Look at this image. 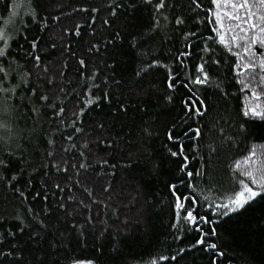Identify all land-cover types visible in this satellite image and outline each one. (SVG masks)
<instances>
[{
  "label": "trees",
  "instance_id": "1",
  "mask_svg": "<svg viewBox=\"0 0 264 264\" xmlns=\"http://www.w3.org/2000/svg\"><path fill=\"white\" fill-rule=\"evenodd\" d=\"M5 2L7 10L0 5V28L10 37L12 55L8 59L13 67L17 64L27 67L31 72L28 87L37 90V95L32 96L27 88L23 89L20 96L28 106H18L19 111L9 119V130L0 127V156L13 152L16 161L14 171L3 175H18L20 169H25L24 182L17 184V188L23 189L27 196L22 200L7 181L0 182V218L7 221L0 231L9 228L17 231V215L32 223V229L20 236L24 264H34L37 259H44L46 264H72L73 260H92L95 264H148L160 253L174 254L180 247L188 248L198 234L187 231V226H183L181 233L171 227L173 198L168 186L178 183L182 174L178 172L181 161L170 157L165 147L176 150L167 141L165 129L173 122L179 126L177 133L189 125L203 129L200 140L183 138L182 142L191 158L189 170L199 169L205 173L203 177L194 178L197 192L203 190L204 195L213 198L234 189L236 173L233 169L238 161L245 167L243 161L254 148L258 154L264 151V121L243 116L245 104L252 105L254 101L246 100L249 94L240 91L232 69L235 57L218 39L207 43L214 50L212 58H220L221 64L211 65V83L196 89L206 98L209 113L204 118L184 116L180 100L186 98L188 92L179 81L195 75L194 65L201 62V56H208L202 51L206 37H215L203 11L210 0H200V9H196L191 0H168L169 7L163 13L168 19L161 17L159 32L150 30L154 11L142 0H134L135 10L118 9L115 17L108 8L112 0H31V4L28 0H15L16 16L11 15L14 0ZM32 4L39 13L38 23H33L29 16ZM93 8L98 11L92 12ZM132 16H135L133 26L126 29ZM177 16L184 19L183 25L175 24ZM77 26H80L79 36L75 34ZM117 31L121 32L123 40L115 41L114 47L108 42ZM191 32L196 36H190ZM21 33L27 35V41L18 38ZM133 35L137 48L130 47ZM33 38L39 41L35 55L41 56L40 68H34V60L26 55L31 52L29 42ZM14 40H18L21 47H17ZM185 44L192 45L189 49L192 56L184 61L188 69L181 70L176 91L171 93L174 100L169 103L162 99L170 91L165 70L151 69L146 78L136 77L134 73L141 67L137 53H146L144 60L158 56L175 69L177 65L172 57L177 50H183ZM114 52L120 53L121 62L112 80L113 72L108 65L115 62ZM81 59L85 61L84 66L79 63ZM45 67L47 72L43 71ZM93 83L110 93L112 106L103 100L92 108L83 106V94ZM217 83L228 92L227 97L215 87ZM91 91L101 94L95 88ZM258 91L264 96V89ZM149 92L152 95L149 96ZM41 94L48 95L49 101H41ZM54 102H62L65 107L63 118H55L50 107ZM121 102L129 107V116L114 122V106ZM255 103L264 106V99ZM137 104L146 109L147 114L137 111L134 107ZM81 108L84 114L77 118L74 112ZM73 119H77L76 126L83 128V132L73 131L70 126ZM100 124H104L103 129ZM146 127L153 133L151 137L141 131ZM70 134L71 141L65 139ZM108 144L112 147H107ZM104 160L108 163L104 164ZM81 163L87 167L80 168ZM127 163L132 166L123 167ZM53 165H59V170ZM29 180L30 186L26 183ZM37 191L46 193L48 200H33ZM60 204L63 207H59ZM30 207L36 220L43 219L46 212L49 217L44 221L48 225L47 233H41L43 239L39 245L29 240L32 230H39L28 213ZM216 227L218 237H210L208 242L218 243L226 253L220 258V264H264V201L232 218H223ZM174 235H183L184 239L176 241ZM57 241H63V245L54 246ZM8 248L6 243L3 250ZM211 257L212 253L194 249L178 259L179 264H210Z\"/></svg>",
  "mask_w": 264,
  "mask_h": 264
},
{
  "label": "snow or ice",
  "instance_id": "2",
  "mask_svg": "<svg viewBox=\"0 0 264 264\" xmlns=\"http://www.w3.org/2000/svg\"><path fill=\"white\" fill-rule=\"evenodd\" d=\"M31 4V0H28ZM144 5H149L153 8V25L151 31L159 32L161 29V17L167 20L168 17L164 16V11L169 7L168 0H142ZM191 3L196 9L202 8L200 0H191ZM0 5H4L7 10V4L5 0H0ZM17 4L15 0L12 4V16H16ZM32 12L29 13L33 23H38L37 16L38 12L35 10V5L32 4ZM110 14L117 16L118 9H136L134 0H112L108 5ZM82 11H88V9H81ZM92 12L98 11V9H91ZM208 23L212 25L211 31L215 34V37L209 35L206 37V43L202 51L208 53L207 58L201 56L200 63L194 65L195 75L187 76L185 80L179 81L180 86L187 89L188 95L186 98H181L180 103L183 108L184 116L188 118H204L209 113V105L206 98L202 97L196 91L197 87L208 86L211 83L210 67L211 65L219 66L221 59H213L214 50L207 43V41L215 42L218 39L219 44L232 56L235 57V61L232 65L234 76L237 78L236 83L240 85V91L248 93L246 100L251 98L254 103L248 105L247 103L243 109V116L245 118H257L264 121V106L255 101L264 99V96L260 94L259 89H264V0H210L209 5L203 8ZM11 19V17H9ZM135 21V16L130 18V22L125 25L126 29H130ZM199 22V21H198ZM104 23H108L105 21ZM184 19L180 16L175 18L176 25H183ZM47 27V25H44ZM80 26H77L76 35H80ZM129 35H132L129 32ZM190 36H196L195 32L189 33ZM18 38L28 40L26 34L21 33ZM10 37L8 33L0 28V43L3 47H0V127L5 130H9L8 124L9 119L19 111V105L27 107L28 105L23 104L20 93L23 89L27 88L31 92L32 96L37 95V90L28 87L31 72L26 66L17 64L16 67L12 66V62L8 59L12 55L11 45L9 43ZM123 40L121 32L117 31L114 34L113 40L109 41L114 47L115 41ZM17 43V47H21L18 44V40L12 41ZM39 41L33 38L29 42L31 49L30 53L26 55L30 56L34 60V68H40L41 56L35 55ZM140 47L143 45L140 44ZM55 47V45H53ZM130 47L137 48L136 37L133 35V41ZM192 47L190 44H185L183 50H177L173 62L177 65L175 69L170 68L168 64L162 62V59L158 56H152L150 60H144L146 53L138 52L137 54L141 57V67L134 75L140 79L146 78L151 69L163 68L166 73L167 89L170 90L162 99H166L169 103L174 100L172 92L176 91L177 81L179 80V74L181 70H187L188 65L184 62L192 56V52L189 49ZM120 53L114 52L115 62L109 64V69L112 70L113 75L110 77L115 80V70L117 65L121 62L118 57ZM81 66L85 65L84 60L79 61ZM43 71L47 72L45 67ZM258 79H257V74ZM95 80V74L91 77ZM15 81V83H13ZM119 84V81H115ZM104 84L108 85V80L105 79ZM219 92L227 97L228 92L217 83L215 86ZM95 88L100 91L101 94L96 95L92 93L91 89ZM84 99L81 101L84 107L92 108L94 105H100L101 101H105L108 105L112 106V100L110 93L101 90L100 84L93 83L88 91L83 94ZM148 95H152L151 92ZM39 99L44 102L49 101V96L41 94ZM55 114V118H63L66 112L62 102H54L50 105ZM137 111H144L140 105L134 106ZM115 111L112 112L113 121H122L129 116V107L121 102L114 106ZM35 111V110H34ZM84 114V108H81L79 112H74V116L79 118ZM77 119L71 121V127L74 132L81 133L84 131L83 128L77 127ZM100 128H104V124L99 125ZM179 126L173 122L170 128L165 129V135L167 141L171 142L176 147L173 150L172 147H168L167 151L172 158H178L181 163L179 165L178 172L182 174L179 178L178 183L169 184V192L173 198L171 205L174 214V223L171 227L176 233L184 231L183 226H187V231L198 234V237L188 248L180 247L174 254L160 253L151 259L148 264H179V259L182 258L183 254L194 249H201L206 253H212L210 258V264H220V258L226 256V253L221 250L220 245L216 242L209 243L210 237H218L217 225L220 224L221 220L225 217L232 218L234 214H239L243 210L252 207L255 203L264 201V151L259 154L254 148L250 154L245 157L243 164L245 167H241V163L238 161L233 169L236 173L235 187L230 193H219L215 198L203 194V190L197 192L198 185L194 183V178L203 177L205 173L199 169L189 170L190 156L185 150V145L182 142L183 138L190 140H200L203 136V129L200 126L192 128L188 126L186 130L177 133L176 129ZM146 136L151 137L152 132L148 128L141 130ZM65 139L71 141L73 136L70 134ZM73 147L75 145L73 144ZM87 148V144L84 145ZM107 147H112L108 144ZM264 147V146H262ZM212 152L215 148H210ZM67 151V149H65ZM198 151V149H197ZM49 155H52L49 153ZM84 156V153H80ZM14 153L7 152L0 156V182L7 181L9 187L13 189L14 194L18 195L22 200H26L27 196L25 191L21 188H17V184L24 182L22 180L25 169H20L19 174L3 175V173H11L14 171V164L16 161L13 159ZM107 164V160L103 161ZM130 163L124 164L123 167L130 168ZM59 170V165H53ZM80 168H86L85 163L79 165ZM116 167L115 164L112 165ZM67 169H65L66 171ZM185 177L187 179H185ZM29 184L31 181L26 182ZM60 187L59 184L56 185ZM184 189L182 191L181 189ZM107 191V189H105ZM29 194H32L29 192ZM91 194V193H89ZM33 200L41 199L43 201L48 200V195L37 191L32 196ZM59 207H63L62 204ZM203 208V212L201 209ZM28 213L32 215V221L38 226V231L33 229L29 235V240L34 241L36 245H39L43 237L41 233H47L48 225L44 222L48 219L47 212L43 219L36 220L34 210L28 208ZM19 223L15 226L17 231H13L11 228L6 231H0V264H24V245L21 243L20 236L27 230L32 229L31 222H25L19 215L15 217ZM7 223L5 218H0V229H3ZM205 226H208L207 231ZM75 227V226H74ZM82 227V226H81ZM82 234V233H81ZM10 238V239H5ZM183 235H174V240H183ZM7 243L9 248L7 251L3 250L4 245ZM63 241H57L54 246H62ZM34 264H46L44 259H37ZM72 264H95L92 260H73Z\"/></svg>",
  "mask_w": 264,
  "mask_h": 264
}]
</instances>
